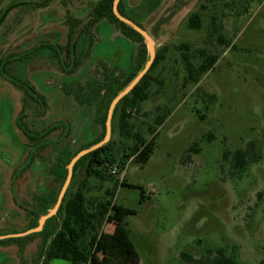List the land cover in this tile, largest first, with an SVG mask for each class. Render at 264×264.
Segmentation results:
<instances>
[{
    "label": "rangeland",
    "instance_id": "rangeland-1",
    "mask_svg": "<svg viewBox=\"0 0 264 264\" xmlns=\"http://www.w3.org/2000/svg\"><path fill=\"white\" fill-rule=\"evenodd\" d=\"M99 1L0 0V70L5 67L9 73L0 74V237L34 228L33 214L43 213L38 200L59 190L64 174L60 158L94 141L99 133L98 108H82L65 90L98 77L101 63L119 75L136 66L139 45L107 20L82 35ZM124 5L164 60L151 72L150 98L132 120L135 130L149 141L147 158L131 159L119 178L103 230L111 234L119 213L132 211L129 235L139 264H183V253L202 257L220 249L238 264H260L264 260V0H124ZM193 13L200 14L199 30L188 26ZM70 18L82 22L72 41L70 24L77 20ZM219 35L235 47L221 45ZM181 44L192 47L195 63L200 61L197 49L219 56L197 85L184 86ZM10 77L32 87V97H26ZM164 109L170 112L166 122L150 136L148 126ZM19 117L25 118L36 141L24 136ZM112 136L121 149L133 144L119 136L117 123ZM195 142L200 151L187 158ZM249 142L261 159L237 173L225 152L245 149ZM83 177L81 171L79 179ZM114 186V181L91 178L87 198L93 203L111 200L108 191ZM21 204L26 212L20 210ZM10 238L18 240L2 239L7 244L0 242V264H37L44 234Z\"/></svg>",
    "mask_w": 264,
    "mask_h": 264
},
{
    "label": "trees",
    "instance_id": "trees-1",
    "mask_svg": "<svg viewBox=\"0 0 264 264\" xmlns=\"http://www.w3.org/2000/svg\"><path fill=\"white\" fill-rule=\"evenodd\" d=\"M115 0H100L91 10L88 22L84 26L82 35L89 34L90 28L102 20H107L110 24L116 26L120 32L131 41L139 45V53L134 70L129 74H117L116 71L101 63L102 72L96 78H93L85 86L78 85L75 88H67L65 92L74 96L78 105L82 108L97 107L99 116L95 120V125L99 133L94 141L84 143L74 153L67 152L60 158V164L64 174L60 180L59 190L50 195L42 196L38 203L43 208L40 215L33 214L36 225L40 217L46 215L57 202V198L62 186L65 183L68 174V165L72 158L82 150L100 143L106 135V121L108 109L112 101L123 91L134 78L145 68L149 60V53L144 37L133 27L119 20L113 12ZM121 16L131 20L125 10L124 0H121L118 6ZM76 23L70 24L68 35L69 41L73 40V33L80 24L78 19ZM133 21V20H132ZM136 23V22H135ZM143 28L139 23H136ZM190 29L199 30L201 28V18L199 13H193L188 20ZM86 29V30H85ZM144 29V28H143ZM216 31L211 32L214 35ZM221 45L226 48L235 47L232 40L218 36ZM181 59L186 71L184 86L197 85L208 72L214 69L219 56L212 54L204 49L195 50L200 57V61L195 63L192 54V47L188 44L179 46ZM164 60L162 52H156V58L150 70L144 75L135 88L124 96L116 105L113 112L112 127L117 123L119 136L122 139L133 140L131 146L119 148L111 137L109 143L103 145L87 155L81 157L74 166L73 178L66 192L58 213L46 221L44 229L37 233L44 234L43 249L39 257V264H49L53 260H66L71 264H139L140 260L135 250L133 241L130 239L129 216L132 211L123 210L119 213L118 225L111 234L103 230L105 221L112 209V198L115 196L116 188L120 184L119 178L125 173L131 159L145 161L150 149L149 141L135 130L132 120L135 115L142 111L143 104L150 98V88L153 82L151 72ZM79 62H75V66ZM9 63L5 64L8 66ZM0 74L9 76L8 70L4 67ZM11 78V77H10ZM11 82L19 88L26 97H32L31 92H35L32 87L26 83L16 81L11 78ZM31 91V92H30ZM211 102L214 97L209 98ZM161 111V108L158 109ZM170 112L164 109L158 114L153 122L148 126V133L154 136L167 120ZM25 119V118H24ZM19 117L17 124L25 137L31 141L37 139L32 136L25 120ZM200 151L199 143L195 142L188 150L190 153L198 154ZM225 159L232 161V167L237 173H242L248 163L256 164L261 157L256 152V146L249 142L245 149L236 150L233 153L225 152ZM83 172V178L79 179L80 172ZM91 178L102 182L114 181L115 186L112 191H108L111 200L91 202L87 198L88 181ZM118 178V179H117ZM124 185V180L121 182ZM142 193V199H144ZM32 235V234H31ZM30 235H27V237ZM17 241L16 238L6 239ZM5 243V240H0ZM103 251V259L99 261L98 255ZM183 264H238L237 261L218 250L215 253L209 252L208 255L196 257L190 254H181ZM98 260V261H97ZM264 264V260L260 263Z\"/></svg>",
    "mask_w": 264,
    "mask_h": 264
},
{
    "label": "water",
    "instance_id": "water-1",
    "mask_svg": "<svg viewBox=\"0 0 264 264\" xmlns=\"http://www.w3.org/2000/svg\"><path fill=\"white\" fill-rule=\"evenodd\" d=\"M120 1L121 0H115L114 1L113 12H114L115 16L119 20H121L122 22H124V23L130 25L131 27H133L139 34H141L144 37V39H145V41L147 43L148 53H149V60L146 63L145 68L134 78V80L129 84V86H127L125 88V90H123L112 101V103L110 104V107L108 109V114H107V121H106V135H105L104 139L100 143L90 147L89 149L80 151L70 161V163H69V165L67 167L68 174H67L65 183H64V185L62 186V188H61V190L59 192V195H58V198H57V202H56L55 206L53 207V209H51L46 215L40 217L37 227L32 228V229L26 231L25 233L9 235V236H2V237H0L1 238L0 240L5 239V238H10V237H22V236H27V235H30V234H33V233H39V232H41L44 229L46 221L48 219L52 218L53 216H55L58 213V211H59V209L61 207L62 201H63V199H64V197L66 195V192H67V190H68V188H69V186L71 184V181H72V178H73V169H74L75 164L77 163V161L81 157L87 155L88 153H90V152H92L94 150L99 149L103 145H105V144L110 142L111 137H112L113 112H114V109H115L116 105L118 104V102L124 96L129 94L135 88V86L140 82V80L144 77V75L150 70L152 64L154 63L155 58H156V48H155V44H154L153 39L151 38V36L141 26L136 24L134 21H132V20H130L128 18H125V17L120 15L119 10H118V6H119Z\"/></svg>",
    "mask_w": 264,
    "mask_h": 264
},
{
    "label": "flooded vegetation",
    "instance_id": "flooded-vegetation-1",
    "mask_svg": "<svg viewBox=\"0 0 264 264\" xmlns=\"http://www.w3.org/2000/svg\"><path fill=\"white\" fill-rule=\"evenodd\" d=\"M24 136H25V135H24ZM14 182L17 183V182H18V178L13 177V183H14ZM13 187H14V186H13ZM13 190H14V192H16L15 195H17V194H18L17 189L13 188ZM13 200H14V199H13ZM19 207H20V210H21L22 212H24V211L26 212V211H27V210H25L23 204H21ZM25 215H26L25 217L28 218L26 213H25ZM5 244H7V242L2 243V245H5ZM37 263L39 264V259H38Z\"/></svg>",
    "mask_w": 264,
    "mask_h": 264
},
{
    "label": "crops",
    "instance_id": "crops-1",
    "mask_svg": "<svg viewBox=\"0 0 264 264\" xmlns=\"http://www.w3.org/2000/svg\"><path fill=\"white\" fill-rule=\"evenodd\" d=\"M38 264V263H37Z\"/></svg>",
    "mask_w": 264,
    "mask_h": 264
}]
</instances>
